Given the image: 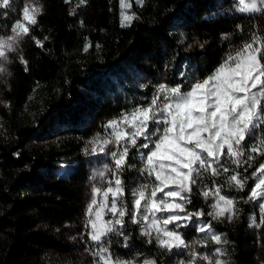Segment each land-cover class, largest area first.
<instances>
[{"label":"trees","instance_id":"trees-1","mask_svg":"<svg viewBox=\"0 0 264 264\" xmlns=\"http://www.w3.org/2000/svg\"><path fill=\"white\" fill-rule=\"evenodd\" d=\"M34 1L41 9L37 23L28 26L29 35L9 52L5 71L0 72V264H76L68 232L83 211L86 140L97 131L99 119H114L126 107L125 98L111 96L114 87L105 76L113 73L119 78L133 66L147 72L165 69L173 83L179 75L202 79L229 52L264 39V21L230 9L235 0L131 1L134 19L128 26L121 25L119 0ZM83 86L94 89L98 99L86 102ZM123 93L128 96L130 90ZM100 130L112 136L104 124ZM256 132L257 139L264 136V126ZM139 144L129 150L134 167L125 166L121 173L126 193L137 176ZM248 155L254 158L239 168L222 160L229 173L204 174L193 187L192 203L185 206L188 212L204 213L194 217L192 234L197 235V223L211 224L227 241L233 264H253L258 242L264 241L262 230L249 226L251 218L260 220L249 197L264 155L246 150L245 159ZM68 161L76 162L74 169L59 177L56 169ZM237 171L246 181L242 191L227 183V176ZM205 187H219L222 195L235 201L231 220L208 215L209 199L198 194ZM125 201L130 204L129 195ZM123 234L129 246L123 239L107 245L117 260L138 258L156 264L180 260V252L148 243L126 219Z\"/></svg>","mask_w":264,"mask_h":264},{"label":"snow or ice","instance_id":"snow-or-ice-1","mask_svg":"<svg viewBox=\"0 0 264 264\" xmlns=\"http://www.w3.org/2000/svg\"><path fill=\"white\" fill-rule=\"evenodd\" d=\"M80 2L85 3L86 0ZM120 4L122 8L130 7L125 0H120ZM239 4L240 12L264 11V0H259V5L257 0H239ZM0 8H11L10 0H0ZM40 12L41 9L35 6L32 14L28 6L23 8L22 21L26 23L18 20L12 28L14 35L0 38V59L6 60L7 52L15 51L19 40L29 35L28 25L37 23L36 15ZM122 18L126 22L122 26H128L134 16L122 13ZM35 42L43 47L41 41ZM3 71L5 69L0 66V72ZM261 126H264V39L253 40L234 53L229 52L212 73L192 81L185 91L178 86L161 84L149 105L111 121L107 125L112 129L111 138L97 137L92 141L95 145L93 153H96L97 147L104 152L109 144H115L117 149L110 153L115 170H109L113 171L114 178L108 180L106 190L95 189L96 196L102 195L104 203L98 205L93 199L88 209L89 217L95 216L89 224L91 240L99 246L95 255L100 264H134L113 260L105 246L107 241L104 238L117 231L116 225L124 227L125 216L131 222L144 223L142 234L149 237L148 243H152L154 238L160 248L169 252L188 247L182 234L169 229L168 225L187 228L193 217L204 215L203 212H187L185 206L192 203L193 187L202 182L204 174L216 177L230 172L222 160H229L239 168L242 162L247 164L254 158L248 155L245 159L246 150L264 155V136L257 139L256 132ZM138 140L144 141L139 148L147 149V152L139 153L144 166L137 171L154 180L139 183L126 193L121 173L125 166L134 167L129 161V150L130 147H137ZM255 175L258 181L251 187L249 198L259 201L257 206L264 214V162L259 164ZM227 183L235 184L237 190L242 191L246 181L237 171L227 176ZM161 193L162 196L158 195ZM198 194L205 199L210 195L214 197L212 211L208 213L213 219L227 216L231 220L235 216V201L222 195L219 187L214 190L205 187ZM126 195L132 197L130 204L125 201ZM96 208L99 210L94 211ZM105 209L112 214V219H103ZM160 213L168 215L161 219L158 216ZM261 218L264 220V215ZM198 231L208 234L204 247H207V240L216 245L227 243L220 234L214 233L211 224L198 227ZM215 252L218 257L224 255L219 248ZM191 255L193 258L188 264H197V257L207 264H225L222 259L210 258L209 255L201 256L196 252ZM143 264L156 262L145 260Z\"/></svg>","mask_w":264,"mask_h":264},{"label":"rangeland","instance_id":"rangeland-1","mask_svg":"<svg viewBox=\"0 0 264 264\" xmlns=\"http://www.w3.org/2000/svg\"><path fill=\"white\" fill-rule=\"evenodd\" d=\"M131 1L140 4L142 0H125V4L130 5ZM10 3H11V8L9 9L0 8V38L2 39H7L9 36L14 35V33L12 32V28L14 27L15 23L18 20L22 21V10L25 6L29 7L30 14H32L33 6L37 7L34 0H10ZM257 3L259 5V0H257ZM119 4H120V0H119ZM239 7H240L239 0H235L233 6L230 9H233L234 11L242 15L254 16L257 18V22L264 21V11L255 12V13H246V12H240ZM220 11L222 12L223 9H221ZM122 13L132 16L130 7L126 6L122 8L120 4L121 25L122 23H126L123 21ZM181 40H183V37L181 38ZM8 54L9 52H7V56ZM5 62H7V59L6 60L0 59V66L4 67ZM182 67L183 65L180 66V69H182ZM164 71L165 69H163L161 72L160 71L147 72L131 66L129 68V71L121 73L119 78L113 73L106 75L105 78L103 77L104 79L107 80L110 86L114 87V89L110 91L111 96L125 98V102L123 103L124 105H126V107L124 108L125 110L122 111L119 114V116L114 119H110V120L99 119L97 121V124L94 125V127L97 128V131L93 135L88 137L86 140V145L83 150V162L85 164V168L87 170L88 176L86 181L82 184L81 187V199H82L83 211H82V216L77 220V222L74 225L70 227L68 232V236H69L68 242L72 249L71 255L76 260L77 262L76 264H100L99 258L95 255V253L99 250V246L94 241L91 240V226L89 224V220L95 219V216L93 215L92 217H89L88 209L89 207L92 206L93 199L97 201L98 205L104 203L103 196L102 195L96 196L95 189L100 188L101 191L106 190V188L108 187V180L114 178L113 171L115 170V164L111 158L110 153L117 150L115 144H109L105 148L104 152H100L99 147H97L96 153H93L92 148L95 145L92 143V141L96 140L97 137H100L102 139L111 138V136L100 130L101 125L104 124L107 127V125L111 121L121 119L122 115H127L139 107L149 105L151 99L153 98L154 94L157 92L161 84L167 85L168 87L178 86L181 87L182 91H185L190 86L192 81L195 80V79L189 80V78L183 79L181 75H179L176 78L178 82L173 83V80L171 78H167L164 75ZM124 89L130 90L128 96H126L123 93ZM80 91L83 95V99L86 102L89 101L93 102L98 99L97 92L90 87L83 86L80 88ZM110 131L112 132L111 129ZM129 131H131V129H129ZM142 142L144 141L138 140V143H142ZM141 150L142 152H147V149L141 148ZM75 165L76 162L73 161L61 163L59 167L56 169V174L59 177H67L72 172ZM143 166H144V162L140 159L139 166L137 167V169H141L143 168ZM109 169H112L113 171H110ZM136 173L137 176L134 179V185L132 187L137 186L139 183H151L154 180L153 177H147L146 174L142 176L139 171H136ZM256 178H257L256 180L257 182L258 176H256ZM167 190L170 189H166V191ZM158 195L162 196L163 194L161 193ZM208 199L211 207V205L215 202L214 197L213 196L212 198L208 197ZM131 200L132 197L129 195L130 203ZM110 202H111V196H109V204ZM252 203L257 206L259 201L252 200ZM98 210L99 208L94 209V211H98ZM211 211H212V207H211ZM259 213H260V218H259L260 220L256 221L254 218H251L249 221V226L254 229H260L264 233V220H262L261 218L262 215L264 214H262L260 210ZM167 215H168L167 213L158 214L159 218L161 219L165 218ZM103 219L104 220L112 219V214L108 212L107 209L104 210ZM125 219L130 223L134 224L138 228L139 233L143 235L142 234V230L144 227L143 222L139 224L131 222L128 216H125L124 220ZM193 220L188 222L187 228L184 227L177 228L176 225L174 224L168 225L169 229L179 231L182 234V236L185 235L184 239L186 243L189 245L186 248L175 249L181 253L179 256L180 260H178L177 264H188L189 260L193 258L191 255V253L193 252L199 253L201 256L209 255L210 258L222 259L225 262V264H233L232 257L229 254L227 243L216 245L211 240H207L206 241L207 247L203 246V242H205V238L207 237L208 234L198 231V227L202 226V224L197 223L195 226V231L197 232V235L192 234L193 232H191V227L193 226ZM116 229H117L116 232L110 233L107 237L104 238V240L107 241L105 246L108 248L107 246L108 243L116 239H123L122 242L124 244L126 243L129 246L130 242L127 240L126 237H124L123 228H121L119 225H116ZM214 233L220 234L222 236V240H225L222 233H218L215 231ZM1 238L2 237L0 235V240ZM146 238L149 239V237ZM152 241L156 243L154 238L152 239ZM217 248L223 251L224 253L223 256L218 257L216 255L215 250ZM112 258L113 260H117L114 258L113 255ZM143 261L145 260L138 258H134L133 260H130V262H134V264H143ZM197 264H207V262L197 257ZM253 264H264V241L258 242Z\"/></svg>","mask_w":264,"mask_h":264}]
</instances>
